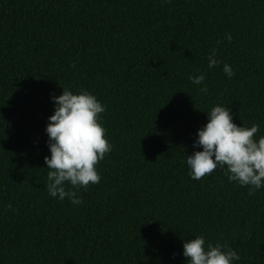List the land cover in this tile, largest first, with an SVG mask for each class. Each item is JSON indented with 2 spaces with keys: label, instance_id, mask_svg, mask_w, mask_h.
Listing matches in <instances>:
<instances>
[{
  "label": "trees",
  "instance_id": "1",
  "mask_svg": "<svg viewBox=\"0 0 264 264\" xmlns=\"http://www.w3.org/2000/svg\"><path fill=\"white\" fill-rule=\"evenodd\" d=\"M62 88L106 106L112 150L81 205L46 189ZM217 104L264 135V0H0V264H186L196 235L264 264V188L192 180L183 163Z\"/></svg>",
  "mask_w": 264,
  "mask_h": 264
},
{
  "label": "clouds",
  "instance_id": "2",
  "mask_svg": "<svg viewBox=\"0 0 264 264\" xmlns=\"http://www.w3.org/2000/svg\"><path fill=\"white\" fill-rule=\"evenodd\" d=\"M160 2L166 6L171 0ZM226 39L231 42L232 36L228 34ZM216 57L217 51L213 48L207 55V68L213 69L222 63ZM222 71L229 79L235 75L228 63H223ZM188 78L193 85L201 86V93H207L204 73L189 74ZM62 89V94L50 97L54 111L44 129L50 154L44 157L46 189L52 198L81 205L80 190L100 183L96 166L112 150L101 116L106 106L87 90ZM204 113L207 122L197 129L193 141V148L200 150L184 155L183 163L190 179L200 180L220 170L229 182L248 188L250 194L264 188V135L257 136L260 125L238 126L230 109L222 104ZM182 256L186 264H239L241 261L240 254L229 245L208 242L203 235L183 241Z\"/></svg>",
  "mask_w": 264,
  "mask_h": 264
}]
</instances>
